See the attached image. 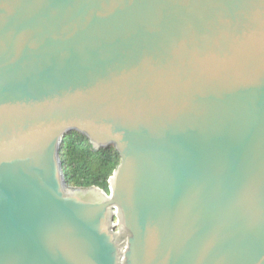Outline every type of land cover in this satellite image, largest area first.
Wrapping results in <instances>:
<instances>
[{"label": "water", "instance_id": "water-1", "mask_svg": "<svg viewBox=\"0 0 264 264\" xmlns=\"http://www.w3.org/2000/svg\"><path fill=\"white\" fill-rule=\"evenodd\" d=\"M0 264H264V0H0Z\"/></svg>", "mask_w": 264, "mask_h": 264}, {"label": "trees", "instance_id": "trees-1", "mask_svg": "<svg viewBox=\"0 0 264 264\" xmlns=\"http://www.w3.org/2000/svg\"><path fill=\"white\" fill-rule=\"evenodd\" d=\"M59 158L67 186H95L106 193L109 192L108 179L120 162L113 146L94 150L88 140L75 131L64 135Z\"/></svg>", "mask_w": 264, "mask_h": 264}]
</instances>
